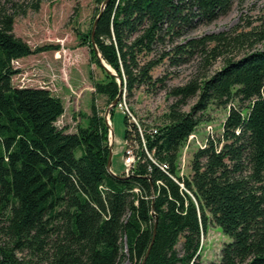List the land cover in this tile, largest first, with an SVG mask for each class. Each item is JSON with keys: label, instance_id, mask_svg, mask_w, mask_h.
<instances>
[{"label": "trees", "instance_id": "trees-1", "mask_svg": "<svg viewBox=\"0 0 264 264\" xmlns=\"http://www.w3.org/2000/svg\"><path fill=\"white\" fill-rule=\"evenodd\" d=\"M238 1L96 0L92 27L77 37L104 74L94 88L109 104L121 90L131 98L143 86L165 88L152 76L165 60L179 66L199 56L204 72L223 63L172 89L176 101L163 123L142 127L146 148L125 118V141L138 147L128 178L107 170L109 129L94 101L68 133L57 126L61 97L13 85L15 62L53 47L33 50L14 35L15 13L0 8V264H207L201 239L210 221L232 241L220 262L208 264H264V50L246 52L264 42V25L178 42ZM93 41L117 76L105 71ZM159 47L160 59L147 61ZM211 103L229 113L221 136L194 151L190 174L179 181L185 191L174 179L181 152Z\"/></svg>", "mask_w": 264, "mask_h": 264}, {"label": "rangeland", "instance_id": "rangeland-1", "mask_svg": "<svg viewBox=\"0 0 264 264\" xmlns=\"http://www.w3.org/2000/svg\"><path fill=\"white\" fill-rule=\"evenodd\" d=\"M38 4L39 9L34 10ZM15 13L14 35L26 42L33 50L52 46L53 49L38 52L14 63L20 72L13 77L15 87L46 88L63 99L65 113L57 122L59 128L67 127L68 133H75L77 125L84 123V116L91 114L94 101L101 116H105L110 104L106 97L97 95L94 83L102 81L104 74L91 60L87 47H80L77 31L87 32L92 27L94 17L100 9L96 0H0V8ZM22 11L26 14L22 15ZM264 25V0H240L231 11L212 23L200 25L188 32L178 42L184 43L193 38L227 32L232 29L251 31ZM57 47L58 49H54ZM170 45L166 49H169ZM264 50V42L258 43L246 52ZM164 47H159L146 60L160 59ZM245 52V53H246ZM223 65L216 62L205 72L202 59L195 56L179 66H172L165 60L157 66L152 76L154 80L164 79L165 88L143 86L134 92L133 97L125 96L126 103L136 121L143 126H158L163 123V115L176 99L170 96L175 87L186 85L200 73L212 75ZM125 95V93H124ZM197 97L188 101L183 111L189 112L196 104ZM229 107L211 103L204 113V121L198 127V136H205L206 127L211 126L213 137L217 139L223 131ZM200 115V114H199ZM127 115L115 108L110 115L115 141L112 148L111 168L117 175L125 171L123 164ZM110 143V141H109ZM195 149L189 152L192 158ZM82 150L76 151L80 157ZM190 174V170H187ZM232 239L226 236L213 221L202 235V260L205 263L220 262L221 251ZM182 248V243L178 249ZM123 264H131L126 261Z\"/></svg>", "mask_w": 264, "mask_h": 264}, {"label": "built area", "instance_id": "built-area-1", "mask_svg": "<svg viewBox=\"0 0 264 264\" xmlns=\"http://www.w3.org/2000/svg\"><path fill=\"white\" fill-rule=\"evenodd\" d=\"M117 107L122 109L124 111V113L129 117L130 122L137 127L138 134L142 140V145L144 148H146V142H145V138H144L143 128L141 127V125H139V123L133 117V115H132V113H131V111H130L127 103H126V98H125L124 94H123L122 99L118 103ZM108 122L111 125L110 119L108 120ZM197 132H198V129L188 138L186 144L184 145V147L182 149L180 160H179V165H178V175H177L178 177L174 176V179L178 182L181 181L182 179H184L185 177L189 176V173H187V170L188 171L190 170V160H191V159H189V152L192 149L196 150V149L206 148L207 144H208V139L210 137H213V129L211 126L206 127L205 136L203 138L199 137ZM156 133H157V130L154 129L153 134H156ZM110 135H111V133H110V129H109V141L111 140ZM137 149H138V147L134 145V140L125 141V143H124V157H123V164L125 167V171L121 175L122 177L128 178L132 175V169L138 160ZM179 184H180L181 189L186 191L183 182H179ZM136 192H138V191L136 190Z\"/></svg>", "mask_w": 264, "mask_h": 264}, {"label": "water", "instance_id": "water-1", "mask_svg": "<svg viewBox=\"0 0 264 264\" xmlns=\"http://www.w3.org/2000/svg\"><path fill=\"white\" fill-rule=\"evenodd\" d=\"M104 9H105V4L101 7V13H100V15L97 17V19L95 20V22H94V27H93V33H92V40H94V31H95V28H96V25H97V22H98V19H99V17L101 16V14H102V12L104 11ZM93 45H94V47H95V43H94V41H93ZM95 51H96V53H97V55H98V57H99V59H100V62H101V64H102V66H103V68L105 69V71L109 74V75H113V76H117V74L105 63V61L102 59V57H101V55L99 54V51H98V49L95 47ZM118 82H119V86L122 88V81H121V79H119L118 78ZM122 94H123V92H122V90L120 91V94H119V96L115 99V101L112 103V104H110V107H109V109L106 111V113H105V116H104V118H105V121H106V124H107V126H108V128L110 129V133H111V135H110V138H111V140H110V143H109V146H110V156H109V160H108V164H107V170H108V172H109V174L110 175H112V176H114V177H118V175L117 174H115L113 171H112V168H111V158H112V148H113V143H114V141H115V137H114V132H113V129H112V127H111V125L109 124V122H108V120L110 119V112H111V110H113L117 105H118V103L120 102V100H121V97H122Z\"/></svg>", "mask_w": 264, "mask_h": 264}]
</instances>
